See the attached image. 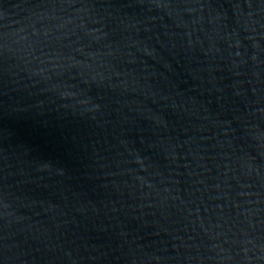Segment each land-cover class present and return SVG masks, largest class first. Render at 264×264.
<instances>
[{
  "label": "water",
  "instance_id": "obj_1",
  "mask_svg": "<svg viewBox=\"0 0 264 264\" xmlns=\"http://www.w3.org/2000/svg\"><path fill=\"white\" fill-rule=\"evenodd\" d=\"M0 264H264V0H0Z\"/></svg>",
  "mask_w": 264,
  "mask_h": 264
}]
</instances>
